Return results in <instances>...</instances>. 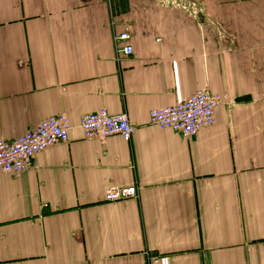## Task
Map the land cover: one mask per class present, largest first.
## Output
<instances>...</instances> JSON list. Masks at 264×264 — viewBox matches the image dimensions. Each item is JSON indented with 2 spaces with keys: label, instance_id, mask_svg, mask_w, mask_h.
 I'll use <instances>...</instances> for the list:
<instances>
[{
  "label": "crops",
  "instance_id": "1",
  "mask_svg": "<svg viewBox=\"0 0 264 264\" xmlns=\"http://www.w3.org/2000/svg\"><path fill=\"white\" fill-rule=\"evenodd\" d=\"M196 1L199 15L0 0V138L71 123L24 171L0 170V264H264V0ZM197 90L227 97L212 126L184 137L148 122ZM101 107L126 113L130 141L84 137L80 117ZM129 185L135 197L104 200Z\"/></svg>",
  "mask_w": 264,
  "mask_h": 264
},
{
  "label": "built area",
  "instance_id": "2",
  "mask_svg": "<svg viewBox=\"0 0 264 264\" xmlns=\"http://www.w3.org/2000/svg\"><path fill=\"white\" fill-rule=\"evenodd\" d=\"M163 1L192 15H199L201 12V6L196 0L179 4H175L173 0ZM128 37V32L123 30L114 35V41H126ZM118 50L129 55L132 53V46L125 44L118 46ZM226 101L227 97L223 94L197 90L174 104L149 109L148 122L161 128H169L184 137H191L215 123L216 108ZM78 126L85 138L104 139L110 135H119L123 140L130 141L134 131L125 112L111 114L103 107L83 114ZM70 128L69 118L64 113H59L47 116L36 127L14 139L0 138V170L5 173L24 171L32 164V159L39 151L66 142ZM136 193L135 185L109 186L104 191V200H123L135 197Z\"/></svg>",
  "mask_w": 264,
  "mask_h": 264
},
{
  "label": "rangeland",
  "instance_id": "3",
  "mask_svg": "<svg viewBox=\"0 0 264 264\" xmlns=\"http://www.w3.org/2000/svg\"><path fill=\"white\" fill-rule=\"evenodd\" d=\"M160 1H162V2H165V1H163V0H160ZM174 2H175V4H179L180 2H187V1H189V0H173ZM166 3V2H165Z\"/></svg>",
  "mask_w": 264,
  "mask_h": 264
},
{
  "label": "bare ground",
  "instance_id": "4",
  "mask_svg": "<svg viewBox=\"0 0 264 264\" xmlns=\"http://www.w3.org/2000/svg\"><path fill=\"white\" fill-rule=\"evenodd\" d=\"M218 94V93H217Z\"/></svg>",
  "mask_w": 264,
  "mask_h": 264
}]
</instances>
